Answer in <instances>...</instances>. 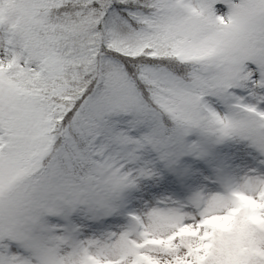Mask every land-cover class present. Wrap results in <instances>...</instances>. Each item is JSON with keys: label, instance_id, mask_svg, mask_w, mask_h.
I'll return each instance as SVG.
<instances>
[{"label": "snow or ice", "instance_id": "snow-or-ice-1", "mask_svg": "<svg viewBox=\"0 0 264 264\" xmlns=\"http://www.w3.org/2000/svg\"><path fill=\"white\" fill-rule=\"evenodd\" d=\"M0 264H264V0H0Z\"/></svg>", "mask_w": 264, "mask_h": 264}]
</instances>
